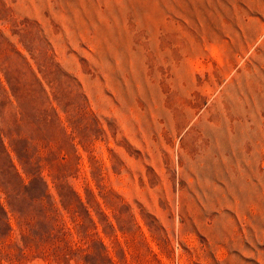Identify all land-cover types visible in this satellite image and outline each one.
Here are the masks:
<instances>
[{"label":"rangeland","instance_id":"374dc122","mask_svg":"<svg viewBox=\"0 0 264 264\" xmlns=\"http://www.w3.org/2000/svg\"><path fill=\"white\" fill-rule=\"evenodd\" d=\"M0 264H264V0H0Z\"/></svg>","mask_w":264,"mask_h":264}]
</instances>
